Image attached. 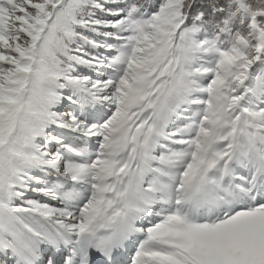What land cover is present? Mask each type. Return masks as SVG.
Masks as SVG:
<instances>
[{
	"label": "snow or ice",
	"instance_id": "6c2138e0",
	"mask_svg": "<svg viewBox=\"0 0 264 264\" xmlns=\"http://www.w3.org/2000/svg\"><path fill=\"white\" fill-rule=\"evenodd\" d=\"M0 264H264V0H0Z\"/></svg>",
	"mask_w": 264,
	"mask_h": 264
}]
</instances>
